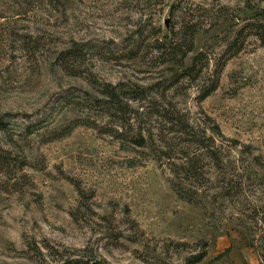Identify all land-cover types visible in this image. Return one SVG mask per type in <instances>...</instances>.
<instances>
[{"label": "rangeland", "instance_id": "1", "mask_svg": "<svg viewBox=\"0 0 264 264\" xmlns=\"http://www.w3.org/2000/svg\"><path fill=\"white\" fill-rule=\"evenodd\" d=\"M261 8L0 0V152L11 165L0 170V264H52L57 255L186 264L204 243L201 264H264V47L249 36L225 54ZM192 31L185 68L200 52L209 58L194 80L179 77ZM220 69L219 88L200 101ZM106 91L118 93L117 109ZM169 113L215 138L224 168L239 169L226 176L243 182L238 198H221L219 179L198 187L194 204L179 198L173 184L189 143ZM209 119L243 148L216 137Z\"/></svg>", "mask_w": 264, "mask_h": 264}, {"label": "trees", "instance_id": "2", "mask_svg": "<svg viewBox=\"0 0 264 264\" xmlns=\"http://www.w3.org/2000/svg\"><path fill=\"white\" fill-rule=\"evenodd\" d=\"M261 2L264 3V0H261ZM258 10V13L251 17L247 21V23L236 32V36L233 41L229 43V47L225 54H228L229 52H232V54H237L239 51L242 50L244 41L249 36L254 37L259 42L260 46L264 47V8ZM195 37V31L189 33V36L187 38L189 45L187 49L179 53V62L181 64V67L184 68L179 76L180 78H188L191 80L198 79L202 76V73L204 72L206 67L209 66V58L204 52H200L193 59L192 65L190 67L185 68L184 66L185 59L190 53L193 52ZM184 41H186V39H184ZM221 71L222 69L217 72L215 81L208 82L207 85L203 86L202 97L200 101L203 102L217 91L220 84L219 79ZM104 94L107 98L111 99L110 103L107 102V104H110L109 107L117 109L119 107V96L117 95L118 93L114 91H106ZM170 116L172 117V123H175L174 125L179 126L178 133L188 138L189 143V147L185 148V150L188 151L187 155L185 156V158L187 159L185 165L184 167L182 165L179 166L176 170V174L178 178H180V182L177 184H173L174 188H176V193L179 198L191 204H194L195 195L197 194L198 187H202V191L209 190L206 187L207 183H214L216 179H219L221 182H223L222 185L219 187L220 189L217 193L221 198L222 196H229V194L234 191H236V193L234 194V196L236 197L234 198H238L237 196H240L241 192L243 191V182L240 181V184H236L230 181V184H226V181L229 180L226 178V176H231V174H233L234 172H238L239 169L237 170L236 167L231 169L230 174L228 173L227 169L224 168V157L221 151L216 147L215 138L208 135L207 129L204 130L202 128V131L198 129L196 125L189 119L186 121L183 120L181 122V120L174 118L172 116V113L170 114ZM209 120V122L212 124L211 132L216 137L220 138L222 141L227 142V146H229V148H243V145H241L239 141L226 138L224 133L222 132L221 127L215 124L211 119ZM2 124V121H0L1 127ZM140 137L141 140L136 139L135 143L139 147L144 148L146 147V138L142 135ZM247 150L249 149L247 147H244L243 151L249 152ZM8 158L9 157L7 155H4L2 152H0V170L4 168L9 169V166L11 168V165H9ZM257 160L259 166L264 170V163L259 159ZM216 165L218 168L221 167L219 172L217 173H215V171L206 169V167L214 168L216 167ZM201 180L202 185H199ZM187 187H191V190H193L190 191L189 189H187ZM56 254H58V252ZM206 257L207 244L204 243L202 244L201 251H198L195 254L191 255L190 258L187 260L186 264H200ZM52 258V264H105L97 260L92 262L86 261L83 258L64 257L60 255H57V257L54 256ZM32 264H47V262H45L43 259V261L39 260L38 262L36 261Z\"/></svg>", "mask_w": 264, "mask_h": 264}, {"label": "crops", "instance_id": "3", "mask_svg": "<svg viewBox=\"0 0 264 264\" xmlns=\"http://www.w3.org/2000/svg\"><path fill=\"white\" fill-rule=\"evenodd\" d=\"M201 263H202V262H201ZM201 263H200V264H201Z\"/></svg>", "mask_w": 264, "mask_h": 264}]
</instances>
